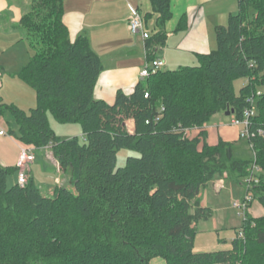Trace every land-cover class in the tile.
Listing matches in <instances>:
<instances>
[{
    "label": "trees",
    "instance_id": "16d2710c",
    "mask_svg": "<svg viewBox=\"0 0 264 264\" xmlns=\"http://www.w3.org/2000/svg\"><path fill=\"white\" fill-rule=\"evenodd\" d=\"M236 1L237 13L216 27V48L197 55V66L161 69L107 104L94 96L102 61L87 36L70 39L63 0H29L19 25L32 54L16 76L32 88L36 106L0 101V115L11 116L9 134L21 147L50 149L74 192L59 187L46 197L32 177L9 185L18 169L0 165V264H264V216L247 211L230 250L194 252L195 225L210 216L197 199L207 183L240 181L253 196L248 206H264V93H256L264 84V0ZM150 5L159 31L145 41V62L155 60L172 17L170 0ZM240 78L246 83L236 94ZM249 97L254 157L241 161L230 143L207 145L203 127L227 110L241 120ZM48 114L79 125L81 137H56ZM122 149L138 156L116 169Z\"/></svg>",
    "mask_w": 264,
    "mask_h": 264
},
{
    "label": "crops",
    "instance_id": "0c3cea01",
    "mask_svg": "<svg viewBox=\"0 0 264 264\" xmlns=\"http://www.w3.org/2000/svg\"><path fill=\"white\" fill-rule=\"evenodd\" d=\"M170 5L172 17L162 30L165 36L164 45L156 47L154 51V58L164 63L163 70H175L188 66L187 63L197 66V55L209 54L216 48V27L225 25L228 17L237 13L236 0H170ZM130 8L137 9L143 18L149 16L144 22L151 34L159 31L156 27L157 16L152 13L150 0H63L62 19L70 39L74 40L78 35L87 36L91 50L102 61L103 71L98 79L94 96L107 104H113L118 91L125 95L131 94L141 81L139 74L145 63V42L140 37L131 35L128 30ZM28 9L29 0H0V101L6 105H16L11 94L17 89L24 88L16 74L26 65L32 54L25 32L19 25L21 17ZM182 19L183 27L180 29ZM28 101H30L28 105L33 104V100L28 99ZM16 103L18 104L16 106L26 108L20 102ZM212 119H216L217 122L210 121L203 127L206 134L205 142L209 146H215L219 141L230 143L234 153L241 139L238 137L239 129L231 125L232 116L218 114ZM126 126L130 133L134 131L133 121H127ZM10 130H16V126L9 113L4 112L0 115V131L5 133L0 135L2 167H16L21 148V144L9 134ZM74 133L82 135L80 131ZM198 133L199 130L196 129L190 132L193 137ZM47 152L55 163L57 172H62L49 148L33 149L34 161L26 168L28 177L34 179L32 167L36 162V154L39 153L44 159V153L46 157L48 156ZM262 174L264 177V172ZM34 181L36 182L35 179ZM52 181L55 187L50 188V193L53 195L55 188L60 187L61 180L53 177ZM15 182L17 175L13 177L12 184ZM224 184L225 179L219 191L213 187L214 193L207 192L204 186L197 196L199 207L209 209V218H212L215 229H217L215 216L221 208L214 206L213 202H220V193L225 189ZM226 188L231 200H235L234 189L231 185ZM247 212L252 217H261L264 216V207L255 201ZM231 248L232 242L221 241L218 237L216 241L212 240L206 246L194 245V252H217ZM157 260L160 259L153 261Z\"/></svg>",
    "mask_w": 264,
    "mask_h": 264
},
{
    "label": "rangeland",
    "instance_id": "374dc122",
    "mask_svg": "<svg viewBox=\"0 0 264 264\" xmlns=\"http://www.w3.org/2000/svg\"><path fill=\"white\" fill-rule=\"evenodd\" d=\"M188 66H192L191 63H187ZM197 65V64H196ZM19 81V80H18ZM23 85V90L17 89L16 92H13L11 95L14 97L15 104L18 105L16 102H20L21 105H24L26 108L24 110L28 111L29 109L35 108L36 106V97L35 93L26 84L19 82ZM246 80L243 78L237 79L234 83L235 93L238 94L241 88L245 85ZM257 94L264 93V84L256 88ZM28 99L33 100L32 105H28L30 101ZM29 106V107H28ZM23 109V108H22ZM254 109H255V102H254ZM223 115V114H221ZM49 123L53 132L55 133L56 137L61 140H66L72 137L77 136L80 138L79 135H75L74 132H79L80 127L77 124H59L51 115L48 114ZM211 122H217L216 119H212ZM81 132V131H80ZM46 153V152H45ZM44 153V159L41 157L39 153L36 154V162L32 167V174L34 175V179L36 180L42 195L46 197H51L52 193H50V188H54L53 177L60 178V187L66 188L71 192H74V188L70 183V175L68 172H57L56 165L50 158V154L48 153L47 157ZM52 154V153H51ZM53 155V154H52ZM138 154L134 151H130L128 149H122L117 153V163L116 169L119 167H123L127 157H136ZM233 158L239 159L241 161H250L253 159V153L248 145L247 140L241 139L237 149L232 154ZM54 157V156H53ZM256 171V170H255ZM259 171V170H258ZM28 179V175L26 174ZM216 181V180H215ZM245 181V180H244ZM249 182V180H246ZM245 181V182H246ZM264 181V177H263ZM13 182V177L8 179V184L11 185ZM214 181H211L205 185L206 191L210 193L213 192V187L215 186ZM258 182V181H257ZM252 183V182H251ZM254 184H259L254 182ZM231 185L234 189L233 199L231 200L229 194L227 193V188ZM224 190L220 193V202H213L214 206H219L221 211L216 213V222H217V229L214 227V223L212 222V218H208L206 220H200L195 225V243L196 247H202L208 245L212 240L216 241L219 237L221 241H226L227 243L232 242L234 238V233L236 230H240L243 224V214L250 209L247 206V209L243 212L238 211L235 209L232 204L234 202L241 201L244 195L247 193V189L239 182H235L229 178L225 179ZM215 189V187H214ZM221 190V189H220ZM244 194V195H243ZM243 196V197H242ZM242 197L241 199H239ZM255 202V201H254ZM258 202V201H256ZM252 205V204H251ZM250 205V206H251ZM263 206V205H262ZM249 207V209H248ZM264 207V206H263ZM193 209L191 212L193 213ZM151 264H164L161 260L152 261Z\"/></svg>",
    "mask_w": 264,
    "mask_h": 264
},
{
    "label": "built area",
    "instance_id": "2783aa9c",
    "mask_svg": "<svg viewBox=\"0 0 264 264\" xmlns=\"http://www.w3.org/2000/svg\"><path fill=\"white\" fill-rule=\"evenodd\" d=\"M130 11L131 14L127 23L128 30L131 35L138 36L145 42L150 38V32L146 28L143 16L135 8H130ZM144 55L145 56L147 55V50H144ZM163 66L164 63L160 59H155L145 62L139 74L140 80H145L149 78L151 75L156 74L159 70L163 68ZM144 97L147 98L148 95L145 94ZM246 103L248 104V107L245 108V110L243 111L242 119L238 120L237 118L232 117L231 125L239 129L238 137L240 139L248 140L249 139L248 128H249L250 118H252L255 115L256 110L254 109L253 97H249L246 100ZM259 134L263 135V132L259 131ZM0 135H5L4 131H0ZM33 161H34L33 149L21 147L16 162V167L18 169L17 183L19 186H24L26 184L27 182L26 168ZM255 170L258 171V168H255ZM214 183H215L214 187L216 191L222 189V184H223L222 178L217 179ZM252 198H253L252 193L247 192L244 195V197L241 199V201L234 202L232 206L238 211L243 212L247 209V206L252 202ZM238 237L242 238L241 232H239Z\"/></svg>",
    "mask_w": 264,
    "mask_h": 264
},
{
    "label": "water",
    "instance_id": "95a60500",
    "mask_svg": "<svg viewBox=\"0 0 264 264\" xmlns=\"http://www.w3.org/2000/svg\"><path fill=\"white\" fill-rule=\"evenodd\" d=\"M232 113H233V111H232V110H231V111H228V110H227V111L225 112V115H226V116H231V115H232Z\"/></svg>",
    "mask_w": 264,
    "mask_h": 264
}]
</instances>
